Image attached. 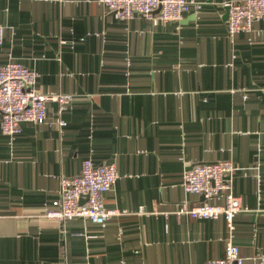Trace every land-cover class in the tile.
I'll return each instance as SVG.
<instances>
[{
    "label": "crops",
    "instance_id": "crops-1",
    "mask_svg": "<svg viewBox=\"0 0 264 264\" xmlns=\"http://www.w3.org/2000/svg\"><path fill=\"white\" fill-rule=\"evenodd\" d=\"M197 1L200 11L155 26L122 21L98 0H0V66L22 63L39 75L38 92L74 97L62 115L48 103V123H23L15 139L0 115V264L222 258L224 218L175 214L204 201L185 192V172L220 161L237 168L233 242L248 264L264 254V21L230 37L223 5L242 0ZM86 159L116 165L105 205L121 215L48 220L62 177L79 176Z\"/></svg>",
    "mask_w": 264,
    "mask_h": 264
},
{
    "label": "built area",
    "instance_id": "built-area-1",
    "mask_svg": "<svg viewBox=\"0 0 264 264\" xmlns=\"http://www.w3.org/2000/svg\"><path fill=\"white\" fill-rule=\"evenodd\" d=\"M110 13L122 21L141 16L159 24L179 23L193 11H200L197 0H98ZM226 22L230 37L249 32L257 21H264V0H242L225 3ZM5 40V28L0 25V47ZM39 75L22 63L10 61L0 66V115L1 131L15 139L22 133L23 123L44 125L48 123L47 104L58 103L62 115L73 100L71 94L49 95L37 91ZM60 127L67 123L58 121ZM237 168L231 161L195 164L184 174L183 188L186 193L204 199L200 204H178L175 214L192 221L218 220L224 218L229 230V239L222 258L207 264H248L240 248L233 242L236 216L243 211L241 199L234 194V177ZM119 179L115 164H95L92 159L83 161L81 174L77 177H62L59 198L45 212V218L63 224L66 221L84 219L96 225H104L121 214L108 209L105 195ZM222 199L223 204L210 202ZM83 201V204L81 202ZM143 211V209H141ZM253 264H264V254Z\"/></svg>",
    "mask_w": 264,
    "mask_h": 264
},
{
    "label": "water",
    "instance_id": "water-1",
    "mask_svg": "<svg viewBox=\"0 0 264 264\" xmlns=\"http://www.w3.org/2000/svg\"><path fill=\"white\" fill-rule=\"evenodd\" d=\"M81 204H83V201L81 202Z\"/></svg>",
    "mask_w": 264,
    "mask_h": 264
}]
</instances>
